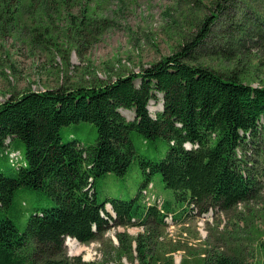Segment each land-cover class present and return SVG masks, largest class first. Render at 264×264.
<instances>
[{"label": "trees", "instance_id": "1", "mask_svg": "<svg viewBox=\"0 0 264 264\" xmlns=\"http://www.w3.org/2000/svg\"><path fill=\"white\" fill-rule=\"evenodd\" d=\"M110 1L0 0V18L31 13L32 45L61 50L60 43L79 53L111 27L123 13V4L132 0H116L108 9ZM208 3L210 13L197 22L190 39L138 71L113 79L94 75L88 84L26 89L0 101V157L14 166L0 170V207H8L20 187L36 190L51 204L31 210L24 231L11 218L0 219V264H87L78 255L66 254L67 236L87 244L99 238L109 220L122 226L143 224L147 217L161 221L173 209L170 200L158 208L146 205L141 194L154 173L161 174L178 200L203 211L211 206L227 209L255 196L259 180L247 150L264 136V78L256 76L257 85L246 79L264 72V51L253 56L247 44L260 41L264 48V0ZM75 6L79 8L73 10ZM58 24L62 29L56 32ZM214 31L226 43V51L217 56L228 55L233 61L226 71L194 60L196 50L216 42ZM157 94L162 108L152 117L148 103L158 99ZM121 110L131 111L133 118ZM84 124L96 132L91 143L77 133ZM133 134L152 153L164 147V155L152 159L138 153ZM135 159L144 177L137 194L99 201L98 179L108 173L124 175ZM105 203L114 217L104 210ZM141 236L119 232L117 239L123 249L134 239L140 264H156L152 256L146 258ZM257 245V264H264V237ZM201 264L235 261L219 255L210 262L203 258Z\"/></svg>", "mask_w": 264, "mask_h": 264}, {"label": "rangeland", "instance_id": "2", "mask_svg": "<svg viewBox=\"0 0 264 264\" xmlns=\"http://www.w3.org/2000/svg\"><path fill=\"white\" fill-rule=\"evenodd\" d=\"M115 1L107 4L108 9L116 6ZM201 1L204 4L193 0L126 1L123 13L113 25L106 28L95 42L82 46L79 53L68 45L62 47L60 43L58 47L61 50L56 46L43 48L32 45L30 29L35 22L31 13H24L12 20H5L6 16H2L0 101L26 89L43 90L73 82L88 84L94 75L113 79L117 74L138 71L171 53L194 35L197 22L210 13V0ZM78 8L75 6L72 9ZM61 29L62 24L54 26L56 32ZM216 33H213L217 40L212 47L204 45L201 51L196 50L194 60L226 71L233 61L227 59L228 55L217 56L219 52H224L222 50L226 43ZM247 45L251 46V55H263L264 48L260 41L255 46L252 43ZM212 48H216V51H212ZM258 75L264 78V72H255L246 80L257 85ZM157 96L158 99H151L148 103V112L152 117L162 108L161 94ZM121 111L128 119L133 118L131 111ZM77 133L87 143H91L96 135L89 124L80 125ZM133 143L138 153L152 159H158L165 153L164 147L158 153H152L148 145L134 134ZM20 154L22 161V151ZM247 155L255 161L253 170L257 172L259 180L253 198L227 209L211 206L203 211L196 205L188 206L178 200L174 191L165 186L161 174L154 173L148 187L141 190L142 198L146 205L156 204L158 208L164 200L169 199L173 208L171 212L161 221L147 217L143 224H136L135 221V224L122 226L109 220L99 238L87 244L71 241L70 247L64 239L66 254L78 255L87 264H140L134 239L128 240L124 249L121 247L117 234L123 232L132 238L142 234L146 258L152 256L157 260L156 264H165L169 259L173 264H201L203 258L210 262L219 255L230 256L235 264H257L261 257L257 243L264 237V175L260 173L264 170V136L256 139V147L249 148ZM6 161L7 157H0V170L7 171L14 167ZM2 162L4 165H1ZM143 179L135 159L124 175L108 173L98 179L99 201L106 196L131 198L137 194ZM49 206L51 204L42 201L36 190L20 187L9 206L0 207V219L11 218L15 226L24 231L31 210ZM110 209L111 206H104L105 211Z\"/></svg>", "mask_w": 264, "mask_h": 264}, {"label": "bare ground", "instance_id": "3", "mask_svg": "<svg viewBox=\"0 0 264 264\" xmlns=\"http://www.w3.org/2000/svg\"><path fill=\"white\" fill-rule=\"evenodd\" d=\"M66 239V242L68 243V246H72V242L71 241H75V242H77V240L75 239V238H72V237H66L65 238Z\"/></svg>", "mask_w": 264, "mask_h": 264}, {"label": "water", "instance_id": "4", "mask_svg": "<svg viewBox=\"0 0 264 264\" xmlns=\"http://www.w3.org/2000/svg\"><path fill=\"white\" fill-rule=\"evenodd\" d=\"M187 148H189V146H187ZM111 215H113V216H115V213H114V211H109V210H107ZM64 243H65V240H64ZM66 245V244H65Z\"/></svg>", "mask_w": 264, "mask_h": 264}]
</instances>
